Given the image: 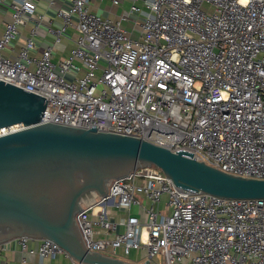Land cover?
<instances>
[{"label":"built area","instance_id":"2783aa9c","mask_svg":"<svg viewBox=\"0 0 264 264\" xmlns=\"http://www.w3.org/2000/svg\"><path fill=\"white\" fill-rule=\"evenodd\" d=\"M91 1L57 9L61 25L47 31L55 41L68 27L78 36L53 62L52 46L30 54L42 20L36 0H0L10 13L0 81L45 97L40 122L138 136L227 173L264 178V0H131L114 19L90 11ZM28 20L30 36L6 55ZM20 128L2 126L0 135ZM75 221L85 245L102 253L145 250L151 264H264V198L182 188L154 165L111 179ZM19 239L41 260L61 254L81 264L49 239L36 248Z\"/></svg>","mask_w":264,"mask_h":264},{"label":"water","instance_id":"95a60500","mask_svg":"<svg viewBox=\"0 0 264 264\" xmlns=\"http://www.w3.org/2000/svg\"><path fill=\"white\" fill-rule=\"evenodd\" d=\"M45 97L0 81V243L49 239L81 264L135 263L90 250L75 221L83 203L105 195L111 179L158 167L179 187L226 199L264 198V178L227 173L144 138L40 122Z\"/></svg>","mask_w":264,"mask_h":264},{"label":"crops","instance_id":"0c3cea01","mask_svg":"<svg viewBox=\"0 0 264 264\" xmlns=\"http://www.w3.org/2000/svg\"><path fill=\"white\" fill-rule=\"evenodd\" d=\"M131 0H124L120 6H113L108 0H92L89 9L90 11L109 18H117L118 15L129 7ZM70 4V0H55L53 4H48L46 0H36V12L42 15L41 24L37 29L35 36H32L35 47L30 51L32 56H39L41 51L46 46H52V60L58 62L66 58L70 49L74 45V40L78 36V32L74 27H68L59 41H55L52 34L47 31V26L59 27L61 25V18L56 15V11L60 7H67ZM73 18H75L73 16ZM10 13L8 8L0 6V35L2 33L4 24L9 21ZM34 20H28L25 24L20 26V33L17 38L10 42V44L4 49V53L10 57H14L16 52L22 47L25 39L30 36V29ZM125 27H129V22L124 23ZM78 63V61H76ZM78 72V71H77ZM76 72V73H77ZM75 75L74 70L67 74L68 78ZM40 239L29 238L27 244L29 247L36 248ZM0 250V264H69L70 259L64 255H57L55 257H47L40 259L38 255L29 253L22 250L20 246V239L14 238L4 243H1ZM138 251L140 255H138ZM137 252L138 257L129 258L128 255H124L121 250H117L114 256H118L129 261L139 263L142 262L145 257V250H134ZM24 259V261H22Z\"/></svg>","mask_w":264,"mask_h":264},{"label":"rangeland","instance_id":"374dc122","mask_svg":"<svg viewBox=\"0 0 264 264\" xmlns=\"http://www.w3.org/2000/svg\"><path fill=\"white\" fill-rule=\"evenodd\" d=\"M136 255V257H138V255H140L139 251H138V255H137V252H134V250H131L128 257L129 258H134Z\"/></svg>","mask_w":264,"mask_h":264}]
</instances>
